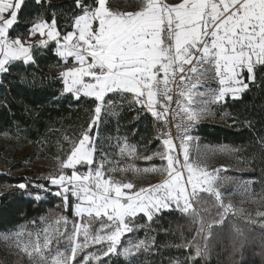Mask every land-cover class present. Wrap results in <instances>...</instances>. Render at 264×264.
Masks as SVG:
<instances>
[{"label": "snow or ice", "instance_id": "snow-or-ice-1", "mask_svg": "<svg viewBox=\"0 0 264 264\" xmlns=\"http://www.w3.org/2000/svg\"><path fill=\"white\" fill-rule=\"evenodd\" d=\"M44 57L50 77L36 74ZM45 78L60 85L55 103L87 105L85 119L42 125L33 140L42 116L25 104L0 125V138L47 147L52 161L0 186V199L58 201L0 230V264H213L225 241L231 264H264V118L258 129L227 111L264 86V0H0V87ZM126 113L153 129L142 146L121 133ZM217 120L247 129L252 151L203 141L198 131Z\"/></svg>", "mask_w": 264, "mask_h": 264}, {"label": "trees", "instance_id": "trees-1", "mask_svg": "<svg viewBox=\"0 0 264 264\" xmlns=\"http://www.w3.org/2000/svg\"><path fill=\"white\" fill-rule=\"evenodd\" d=\"M53 3L68 4L70 0H53ZM52 62L49 57L42 58L40 68L36 74L46 73L48 77L52 76L54 73L49 70V64ZM19 74L18 69L17 72L13 73V77ZM5 85L4 87H0V99L5 97L10 100L13 97L17 99L15 103L8 105V108H11V112L8 111V108L0 107V125L7 124L13 117L19 118L24 115L22 106L25 104L29 105L40 111L42 116V119L33 125L34 131L29 133L30 139H37V130L41 134L45 133L46 127L42 125H47L50 122L55 123L59 121L65 128H74L82 124L85 119L87 105H76L64 101L60 103L54 102L53 94L57 92L60 85L51 82L47 78L44 79L43 85L38 84L34 88L20 83L18 79H13L11 84L5 81ZM227 111L234 114L247 115L250 119H255L257 122L256 127L259 129L261 127V120L264 118V86L246 93L240 101L235 102ZM132 116L133 113L124 114L121 120L123 125L121 133L127 134L131 143L142 146V138L154 135V132L147 121L130 122ZM29 123H31L30 120ZM55 126L59 127L60 124H56ZM103 132L105 135L114 134V125L104 128ZM198 134L205 142H234L235 145L248 146V151H252V147L250 146L252 135L247 129L242 130L239 134H235L233 129L227 128L219 120L203 125ZM51 151H55V148L52 147ZM48 155H50V152L47 147L41 148L37 144L26 142L9 144V142L0 138V170L1 172L5 171L3 175L0 174V185L22 182L27 177L26 172L30 169L29 167L33 165H41L45 169L42 172L44 174L47 173L52 167V161L45 158ZM139 164L140 166H145L146 162L140 161ZM229 174L243 177L252 175L247 172L236 173L235 171H230ZM57 203L58 201L54 197L40 204L31 203L28 200H14L12 198L8 200L0 199V230H3L4 227H11L13 224L24 223L26 219H34L46 215L49 210L54 209ZM169 223L172 224L174 229L177 228L178 224L182 225L184 230L188 228L186 221H175L172 217H166V226ZM140 235L142 237L143 233L141 232ZM164 251L166 257L168 255H179L174 249H165ZM229 253L230 249L227 247V241H225L224 246L216 248L213 254V264H231Z\"/></svg>", "mask_w": 264, "mask_h": 264}, {"label": "rangeland", "instance_id": "rangeland-1", "mask_svg": "<svg viewBox=\"0 0 264 264\" xmlns=\"http://www.w3.org/2000/svg\"><path fill=\"white\" fill-rule=\"evenodd\" d=\"M211 163L213 166H217V167L220 164L233 165V167L236 166L234 160L229 159V158H225V157L213 158ZM29 168L30 169L28 170V172H26L27 177H29V178L38 177V176L44 174L42 171H44L45 169L41 165H33V166H30ZM4 173H5V171H3L1 175H3ZM0 190H2V188H0ZM3 247L4 246L2 244H0V248H3Z\"/></svg>", "mask_w": 264, "mask_h": 264}, {"label": "built area", "instance_id": "built-area-1", "mask_svg": "<svg viewBox=\"0 0 264 264\" xmlns=\"http://www.w3.org/2000/svg\"><path fill=\"white\" fill-rule=\"evenodd\" d=\"M0 174H2V172L0 171Z\"/></svg>", "mask_w": 264, "mask_h": 264}]
</instances>
